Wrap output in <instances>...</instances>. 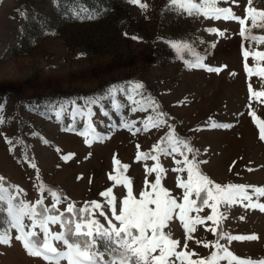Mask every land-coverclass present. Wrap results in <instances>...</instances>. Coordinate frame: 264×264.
I'll use <instances>...</instances> for the list:
<instances>
[{
	"label": "rangeland",
	"instance_id": "rangeland-1",
	"mask_svg": "<svg viewBox=\"0 0 264 264\" xmlns=\"http://www.w3.org/2000/svg\"><path fill=\"white\" fill-rule=\"evenodd\" d=\"M141 3L147 5L146 11L126 0H0V177L17 201L31 205L40 199L43 204L37 205L38 210L48 207L51 215L64 212L65 232L89 219L108 227L100 209L92 208L93 201L119 227L107 198L99 193L112 187L118 215L127 189L109 180V175L128 181L139 200V191L152 192L144 181L155 182L156 173L147 170L159 164L164 169L161 187L171 190L177 203H183L184 190L175 187V178L186 181L187 171H171L184 166L181 152L190 160L194 155L199 172L209 180L244 185L252 203L264 204V196L252 191L264 188V141L259 140L258 129L248 115L254 112L264 121V97L249 101L247 87L252 84L253 91H264V76L260 75L264 59L255 55L264 52V42L251 39L264 37V20L257 14L256 25L251 22L253 10L264 11V0H238L237 4L216 0L215 7H228L233 16L245 20L244 36L234 19L178 14L179 8L167 10L169 0ZM197 58L205 67L189 66L195 65ZM207 67L221 71L210 73ZM137 83L143 88L135 91ZM110 89L116 90V100L124 105L119 111L112 109ZM54 91L78 94L49 96ZM94 98L96 104H85ZM132 108L142 111L133 112ZM158 113L164 114L165 123L151 127ZM145 123L148 131L143 130ZM170 131L193 152L183 145L167 157L153 151ZM160 147H168L166 139ZM138 153L158 159L137 161ZM66 155L70 157L67 161L63 160ZM114 159L120 163L114 164ZM124 164L129 168L123 169ZM50 193L60 201L55 209ZM190 199L201 203L194 195ZM68 204L73 205V213L66 212ZM246 205L248 200L239 199L233 204H217V222L205 219L197 224L193 240L188 241L190 247L207 258L212 252L222 255L214 247L221 233L225 237L255 235L256 240L225 238L219 243L236 257L232 264L264 261V212ZM83 208L88 211L81 213ZM206 215H213L210 206L189 213L192 218ZM5 218L0 214V220ZM48 227L50 232L61 231L59 223ZM92 227L97 249L103 251L106 242L95 236V225ZM169 227L173 238L184 235L175 216ZM35 231L40 230L37 227ZM8 234L14 236L15 232ZM197 240L202 242L197 244ZM203 242L209 244L207 249ZM230 259H218L216 264H229ZM0 264L46 262L27 255L13 240L10 245L0 244Z\"/></svg>",
	"mask_w": 264,
	"mask_h": 264
},
{
	"label": "snow or ice",
	"instance_id": "snow-or-ice-1",
	"mask_svg": "<svg viewBox=\"0 0 264 264\" xmlns=\"http://www.w3.org/2000/svg\"><path fill=\"white\" fill-rule=\"evenodd\" d=\"M131 5H137L141 11H146L147 5L141 3V0H126ZM249 3L252 0H248ZM233 4H237L238 0H232ZM216 0H169L167 10L172 11L179 8L181 11L178 14L186 12L190 16L203 15L205 18H214L224 20L234 19L240 24V35L244 36L245 20L240 16H233V13L228 7H215ZM247 8H245V14H247ZM259 15L264 20V11L257 13L255 10L252 12L251 22L256 25V15ZM264 27V25H261ZM209 32H217V29H208ZM223 35V32L220 33ZM137 39V37H133ZM252 40L259 39L264 42V37H251ZM214 46V45H213ZM244 57H248L249 53L244 52ZM256 56L264 59V52H257ZM190 67H205V65L199 62L195 65H189ZM226 67V66H225ZM207 71L210 73H219L220 68L207 67ZM245 71H248L247 65H245ZM260 75L264 76V69L261 70ZM249 101L252 97L260 98L264 97V91H253L252 84H248ZM143 88L142 84H135L134 90L138 91ZM115 89H110L108 96L111 97L112 109L119 111L124 107L122 103H119L115 98ZM129 100L133 98L128 96ZM97 99H90L85 101L87 106L96 104ZM133 112L142 111V109L132 108ZM60 113H57L59 117ZM248 115L252 117V123L258 129V138L264 141V121L257 119L254 112H249ZM164 114L158 113V119L151 124V127H159L165 123L163 119ZM152 120L151 117L148 118ZM3 121H0L2 123ZM131 128V125H125ZM171 127L170 125L168 126ZM221 127H230V125H221ZM149 124L145 123L143 130L148 131ZM71 131V129H69ZM141 129H137L139 132ZM83 135V133H81ZM166 139L167 146L171 148L168 151V147H160V144ZM6 142H9L6 140ZM87 143V140L85 141ZM178 145H183L189 153L193 152L184 141L174 138L173 133L170 131L166 138H163L160 142L153 146V151H158L163 156L167 157L178 151ZM139 148V145H137ZM184 156L183 165L181 167L172 168L173 172L187 171V180L181 181L180 177L175 178V187L183 189L182 200L183 203H177L178 197L174 195L171 190L161 187V172L164 171L159 164L147 170L152 173H156L155 182L151 183L149 180H145L146 186L150 184L152 192L139 191V200L133 196V190L129 187V182L122 180L119 175H109L108 179L115 181L116 184H123L127 189V195L122 200V207L119 208V214L117 215V206L115 201L117 197L113 196L112 187H108L106 191L99 193L100 196L107 198V205L109 206L112 217L115 221L119 222V227H116L112 223V220L105 215V211L101 209V205L95 201L91 202L92 208L100 209L99 215L105 217L108 221V227L102 228L100 223L96 220L89 219L88 222H77L74 225V231L69 228L67 232L65 228V221L63 220L64 212H60L59 215L48 214L50 209L43 207L41 210L37 209V205H42L43 201L37 199L34 204L25 203L23 200L17 201V198L10 194L9 188L3 184L4 178L0 177V214L5 215V219L0 220V225H3V230H0V244L10 245L13 240L19 242L22 248L26 251L27 255L33 258H39L46 262V264H61V261H66L67 264H216L218 259L231 258L229 264L232 261H236V257L232 255L223 245L219 243L220 239H227L228 241L238 240H256L257 236H227L221 233L214 247L222 252V255H218L217 252H212L211 256L207 258L201 257L199 252L193 250L188 241L193 240L191 235L196 231L197 224H203L205 219L212 221L214 224L217 222L215 215L217 210V204L224 203L225 205L233 204L238 199L248 200L249 205L254 209L264 212V204L252 203V197L249 196L245 190L244 185H220L209 180L206 176L201 174L197 168V162L193 155L190 160L183 152L180 153ZM70 157L63 156V160L67 161ZM137 161L143 160H157V156H149L144 154L141 156L139 153L136 155ZM114 164H119V160L113 161ZM177 165H181V161H175ZM33 168L35 164L31 165ZM123 169H128L129 165H122ZM230 166V170H231ZM251 187V186H248ZM43 189L41 188V191ZM252 191L256 196H264V188H253ZM53 197L52 209L56 208V204L59 203V199L55 193H50ZM123 195V191H121ZM195 196L201 201L197 204V201L190 199ZM212 201L211 205L209 202ZM154 205V207H149ZM210 206L213 215H206L205 217H189L190 212H200L203 207ZM73 205L68 204L66 208L67 213H73ZM178 210V211H177ZM81 213L87 212V208L80 210ZM174 216L180 221L183 226L184 235L180 239L173 238V233L169 227V221H172ZM30 223H25V221ZM59 223L61 231L50 232L49 225H56ZM93 225H95V236L101 238L106 243L104 244V250L97 249V241L94 239ZM39 228V233L35 231ZM169 227V231L163 232L162 229ZM86 229V230H83ZM9 231H14V236H9ZM213 233L216 232L215 228L210 229ZM42 234V239H41ZM81 237L83 239H81ZM201 240H197V244L201 243ZM54 243L57 246H54ZM203 247L207 249L209 244L203 242ZM180 249V250H177ZM107 256L105 261L103 258ZM192 257H199L192 259ZM237 264H245V261H237ZM247 264H253V262H247ZM254 264H264V261H256Z\"/></svg>",
	"mask_w": 264,
	"mask_h": 264
},
{
	"label": "trees",
	"instance_id": "trees-1",
	"mask_svg": "<svg viewBox=\"0 0 264 264\" xmlns=\"http://www.w3.org/2000/svg\"><path fill=\"white\" fill-rule=\"evenodd\" d=\"M4 91L12 92V89L9 88H3ZM78 92H64V91H54L49 94V96H59V97H68V96H74L77 95ZM47 96V97H49ZM38 99L42 98V96H37ZM44 98V97H43ZM3 184H7L6 181H3Z\"/></svg>",
	"mask_w": 264,
	"mask_h": 264
}]
</instances>
